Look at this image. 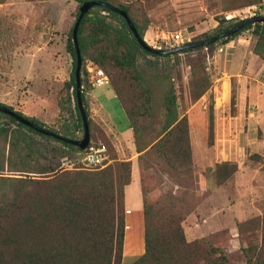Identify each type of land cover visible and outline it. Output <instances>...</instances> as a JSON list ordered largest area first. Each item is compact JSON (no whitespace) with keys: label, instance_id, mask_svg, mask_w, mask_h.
I'll use <instances>...</instances> for the list:
<instances>
[{"label":"rangeland","instance_id":"obj_1","mask_svg":"<svg viewBox=\"0 0 264 264\" xmlns=\"http://www.w3.org/2000/svg\"><path fill=\"white\" fill-rule=\"evenodd\" d=\"M209 1L160 0L157 4H136L138 15L147 16L151 22L148 31L155 37V43L149 45L170 49L174 42H166L165 36L176 33L183 35L185 44L205 40L240 21L262 15L259 4L256 14L254 6L247 7L224 13L229 22L221 23L220 18L216 20L212 15ZM79 7V0H1L0 3V104L37 116L35 119L47 128L61 130L67 125L70 129L76 118L75 112L73 116L61 113L59 102L73 71L74 59L67 50V40ZM252 33L249 30L228 44L171 59L154 60L138 52L141 71L152 79L163 74L171 78L179 118L189 120L193 162L190 174L178 179L163 164L152 160L145 171L140 157L146 151L140 153L143 154L139 157L142 195L133 190L127 193L126 221L133 218V222H129L130 230L126 232L128 242L122 264H133L143 254L144 222L140 211L144 194L154 204H175L183 210V227L189 242L217 247L226 253L230 264H246L242 249L247 247L251 232L243 236L239 226L264 216V60L254 53L257 39ZM86 66L85 70L82 66L84 82L88 78ZM193 73L209 81V90L199 98L194 90ZM101 90L112 91L106 83L95 88L93 94L98 96ZM233 96L236 105L232 104ZM39 99L46 101L43 110L37 104ZM112 108L116 124H124L128 119L118 100H114ZM211 118L214 119L212 138ZM159 121L158 117L150 124L140 140L141 146L155 136ZM92 122L95 137L92 142L107 145L109 166L116 160L130 162L127 157L135 152L124 150L119 157L113 141L110 139V145L101 141L98 132L102 127ZM30 135L41 142L45 153L59 163L62 172L86 170L80 164L82 154L77 149L56 151L63 145ZM82 137L83 133L76 134L77 140ZM3 145L0 138V149ZM135 151L139 153L136 142ZM222 163L235 164L238 170L225 184L219 185L216 170ZM0 173L20 177V173ZM127 210L133 215H127ZM253 237L260 241V231Z\"/></svg>","mask_w":264,"mask_h":264},{"label":"trees","instance_id":"obj_2","mask_svg":"<svg viewBox=\"0 0 264 264\" xmlns=\"http://www.w3.org/2000/svg\"><path fill=\"white\" fill-rule=\"evenodd\" d=\"M87 1L91 0H79V6ZM94 1L109 3L125 11L145 39L151 22L147 16L138 15L136 4H157L160 0ZM209 2L212 15L216 16V20L220 18L221 23L229 22L224 13L261 4V0ZM239 23L220 30L218 34ZM249 30H253L252 34L257 39L254 53L264 60V25L259 23L250 24L237 34L207 48L159 56L142 49L126 19L120 14L105 7H95L83 18L78 32L83 69L87 63H91L109 78L108 83L133 130L139 153L146 151L140 157L145 171L152 160L163 164L169 173L181 179L191 172L193 152L189 120L187 117L179 118L176 89L171 78L163 74L152 79L141 71L138 52L154 60L171 59L196 50L211 49L217 44H228ZM67 50L74 59V69L70 81L65 83V93L59 107L61 113L69 116L75 112L73 127L69 129L63 125L61 130L47 128L35 118L16 112L42 128L61 135L63 132L70 135L68 138L76 139V134L84 133V125L76 97L77 53L73 28L67 40ZM193 80L195 94L199 98L209 90V81L199 73H193ZM83 86L84 79L81 96L89 118L93 144L95 137L88 111L89 98ZM90 87L87 91L92 89ZM232 104L236 105L235 96L232 97ZM9 108L14 110L13 107ZM158 117L159 130L145 146H141L140 140ZM213 120L211 118V138L214 135ZM98 133L101 141L110 145L111 140L105 131L101 129ZM30 134L62 144L63 147L56 151L65 152L67 148L80 151L76 146L42 135L18 123L13 117L0 113V138L4 141L0 149V172L20 173V177L0 173V264H122L127 228L125 188L132 180V163L116 160L100 170L62 172L59 163L51 159L41 142ZM237 170L235 164H218V184H225ZM31 173L35 175L30 176ZM183 221V210L175 207V204H154L144 194L145 251L133 264H230L226 253L217 247L197 241L189 242ZM257 230L260 231V241H255L253 237ZM239 232L243 236L251 232L247 237V247L242 249L246 264H264V216L241 224Z\"/></svg>","mask_w":264,"mask_h":264},{"label":"water","instance_id":"obj_3","mask_svg":"<svg viewBox=\"0 0 264 264\" xmlns=\"http://www.w3.org/2000/svg\"><path fill=\"white\" fill-rule=\"evenodd\" d=\"M95 7H105L108 8L118 14H120L121 16H123L126 19L127 25L129 27V29L131 30L132 34L134 35L135 39L137 40L138 44L142 47L143 50H145L146 52L152 54V55H159V56H171V55H175V54H179V53H183L184 51L187 50H194V49H198V48H207L211 45L216 44L218 41L225 39V38H229L235 34H237L238 32H240L243 28H245L246 26L250 25V24H262L264 25V17L263 16H254L252 18L246 19L244 21H242L241 23H239L237 26H235L232 29H229L221 34L215 35L212 38L208 39V40H204V41H198V42H190L181 46H177V47H173L170 49H159V48H154L152 46H150L145 39H143L140 34L138 33L137 29L135 28V26L133 25V23L131 22V20L129 19L127 13L117 7L112 6L109 3H105L102 1H87L84 2L81 7H80V13L79 16L77 18V20L75 21L74 27H73V42L74 45L76 47V53H77V57H76V67H75V77H76V97H77V104H78V108L80 111V115L82 117L83 120V125H84V133H83V137L80 140L77 139H71L68 137H65L61 134L55 133L49 129L46 128H42L34 123H32L30 120L26 119L25 117L19 115L16 111L11 110L8 106L5 105H0V113L9 115L11 117H13L14 119H16L18 121V123L23 124L26 127H29L33 130H35L36 132L48 136V137H52L56 140H59L65 144H70L73 146H76L80 152L79 155L82 154L83 151H85L90 143H91V133H90V126H89V118L87 116V113L85 111V107L83 104V100H82V64H83V59H82V54H81V50L79 47V42H78V32H79V28L81 25V22L83 20V18ZM74 69V66H73Z\"/></svg>","mask_w":264,"mask_h":264},{"label":"crops","instance_id":"obj_4","mask_svg":"<svg viewBox=\"0 0 264 264\" xmlns=\"http://www.w3.org/2000/svg\"><path fill=\"white\" fill-rule=\"evenodd\" d=\"M145 41L152 45L153 43H155V37L151 36L149 34V31L145 34ZM33 73V72H32ZM104 86V85H103ZM101 87H91L92 90L91 91H87V87H89L87 81L85 80L84 82V86L83 88L85 89L88 98H89V103H88V111H89V117L90 119L94 120L95 122H97L102 129L105 131V133L107 134V136L113 141V143L115 144V148L116 151L118 152V156L120 157L121 154L120 152H124V150L128 153H132L133 151L135 153L132 154V157L128 158V160H130V162L132 163V180L131 183L126 186L125 188V206H126V200H127V193L130 192V190H133L135 194H141L142 195V182H141V176H140V162H139V157L140 154L138 152L135 151V140H134V133L132 128L130 127L129 121L126 120V122L124 124H116L115 120H114V115H113V108L112 105H114V100L116 102L117 97L115 95V93L112 91H106V90H101L98 94V96H95L93 94V90L95 88H102ZM36 101V99H35ZM45 100H38V106L39 108L44 107ZM119 102V101H118ZM111 107V108H110ZM43 110V108H42ZM124 111V110H123ZM27 117H31V118H36L37 116H28V114H24ZM47 124V122H45ZM125 152V154H126ZM140 214L143 218V210L140 211ZM127 215H133V213L130 210H127ZM129 222H133V218H131V220H129L127 223V230L126 232H128L130 230V225ZM125 245H124V252L126 250V245L128 242L127 237H125ZM141 249L144 253L145 249H144V240L143 243L141 245Z\"/></svg>","mask_w":264,"mask_h":264},{"label":"built area","instance_id":"obj_5","mask_svg":"<svg viewBox=\"0 0 264 264\" xmlns=\"http://www.w3.org/2000/svg\"><path fill=\"white\" fill-rule=\"evenodd\" d=\"M256 10L255 14L258 13V6H254ZM260 13L264 17V0L261 3ZM166 42H174L173 46H181L184 45L187 41L184 39L181 33H176L172 36H165L164 39ZM86 71L88 73L87 83L91 87H101L108 83L109 78L105 75L101 70H99L95 65L88 64L86 66ZM110 153L108 147L103 144H91L89 147L82 152V160L80 164L84 165L86 170L95 171L104 169L110 164Z\"/></svg>","mask_w":264,"mask_h":264}]
</instances>
